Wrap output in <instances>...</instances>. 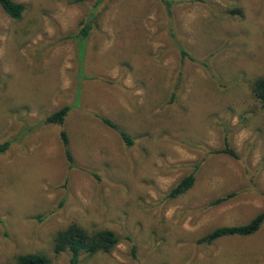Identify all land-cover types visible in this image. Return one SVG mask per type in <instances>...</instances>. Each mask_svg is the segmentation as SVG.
<instances>
[{"label": "rangeland", "instance_id": "374dc122", "mask_svg": "<svg viewBox=\"0 0 264 264\" xmlns=\"http://www.w3.org/2000/svg\"><path fill=\"white\" fill-rule=\"evenodd\" d=\"M13 1L20 20L0 8V264L37 252L70 264L51 250L70 223L120 238L78 264H264V222L199 243L264 214V110L251 92L264 78V0ZM69 105L62 126L45 123Z\"/></svg>", "mask_w": 264, "mask_h": 264}, {"label": "trees", "instance_id": "16d2710c", "mask_svg": "<svg viewBox=\"0 0 264 264\" xmlns=\"http://www.w3.org/2000/svg\"><path fill=\"white\" fill-rule=\"evenodd\" d=\"M165 4L170 13V2L166 1ZM0 8L8 17L17 21L21 19V15L25 9L23 4L17 3L13 0H0ZM235 12L239 13L238 10H236ZM91 20L92 16L89 14V16L86 17L84 23L82 24V27L79 29L78 33L74 36L77 44L78 58L80 63L82 62L84 56L86 39L88 38L91 30ZM179 50L183 57L187 56L186 52L180 46ZM190 59L192 60L191 57ZM79 74H81L80 76H83V71L81 68ZM251 92L256 102L264 110V78L260 77L253 81L251 85ZM71 108V105L62 107L60 110L48 116L45 120V123L62 126L65 117L67 116ZM100 119L106 127L118 133L119 137L125 143V145H132L133 142L130 137L125 132L121 131L115 123L103 117H101ZM60 138L62 141L65 158L69 163V166L71 167L73 159L68 148V138L65 131L60 132ZM8 147V141L0 144V153L5 152ZM217 153H225L230 156H234V154L227 148L225 150H221L220 152L218 151ZM193 182L194 176L191 173L176 185V187L171 191L170 195L178 196L185 193L192 187ZM225 199L226 197L217 199L212 203V205L219 204ZM263 222L264 214L260 213L245 225L216 228L206 236L201 238L199 240V243L211 244L212 242L227 236H251L259 230ZM126 238L131 241L130 237ZM119 242L120 238L116 236L111 230L103 229L97 231H89L77 223H70L63 228L58 229L53 234L51 238V250L56 255L68 252L70 255L69 263L78 264L80 256L82 254L92 256L100 252H109L114 249ZM14 264H51V261L44 254L37 252L16 255L14 257Z\"/></svg>", "mask_w": 264, "mask_h": 264}]
</instances>
